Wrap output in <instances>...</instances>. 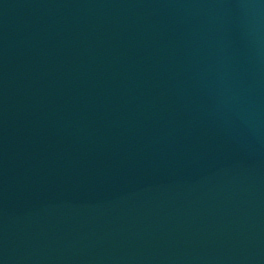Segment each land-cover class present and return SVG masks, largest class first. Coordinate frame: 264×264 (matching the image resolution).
Wrapping results in <instances>:
<instances>
[{
    "label": "water",
    "instance_id": "water-1",
    "mask_svg": "<svg viewBox=\"0 0 264 264\" xmlns=\"http://www.w3.org/2000/svg\"><path fill=\"white\" fill-rule=\"evenodd\" d=\"M0 264H264V0H0Z\"/></svg>",
    "mask_w": 264,
    "mask_h": 264
}]
</instances>
